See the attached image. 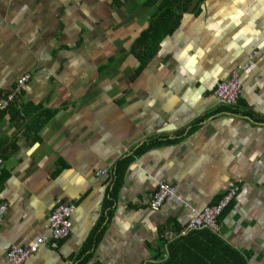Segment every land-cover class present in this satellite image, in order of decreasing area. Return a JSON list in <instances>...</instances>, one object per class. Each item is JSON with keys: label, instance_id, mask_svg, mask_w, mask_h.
Listing matches in <instances>:
<instances>
[{"label": "crops", "instance_id": "1", "mask_svg": "<svg viewBox=\"0 0 264 264\" xmlns=\"http://www.w3.org/2000/svg\"><path fill=\"white\" fill-rule=\"evenodd\" d=\"M164 1L0 0V100L28 75L0 112V264L48 238L59 204L73 208L68 235L23 264H82L88 242L84 264H158L169 243L178 264L216 263L202 229L172 240L233 185L217 237L264 264V0H176L144 54L135 40ZM244 65L237 104L218 105L216 83ZM158 181L180 201L151 207Z\"/></svg>", "mask_w": 264, "mask_h": 264}, {"label": "built area", "instance_id": "2", "mask_svg": "<svg viewBox=\"0 0 264 264\" xmlns=\"http://www.w3.org/2000/svg\"><path fill=\"white\" fill-rule=\"evenodd\" d=\"M247 65L240 67L237 71L230 73L227 79L216 83L213 97L216 103L223 107H232L237 104L242 93V85L239 79V72L243 71ZM28 80V75L21 76L16 83L14 89L0 100V112L5 111L17 94ZM3 160L0 158V173L3 169ZM106 171H100L97 176H104ZM236 186L229 187L222 195L221 199L214 205L204 206L200 210L193 211V215L188 217L176 233L182 235L190 230L207 228L215 233L220 231L219 216L222 211L236 196ZM173 198L180 201V197L175 193V188L165 181H158V186L150 199V205L157 207L161 205L167 198ZM7 203L0 197V217L5 214ZM73 212L70 205L59 204L53 207L48 216V238L45 236L37 237L29 246L22 247L20 245H10L6 251V264H23L30 254L34 252L41 243H47L50 247H57L60 239L68 235L70 230L69 219Z\"/></svg>", "mask_w": 264, "mask_h": 264}, {"label": "trees", "instance_id": "3", "mask_svg": "<svg viewBox=\"0 0 264 264\" xmlns=\"http://www.w3.org/2000/svg\"><path fill=\"white\" fill-rule=\"evenodd\" d=\"M176 0H165L163 3V7H161V10L151 19V22L149 24V27L142 31L139 35V37L135 40V45L139 47H144L143 53L146 54L147 51H149L151 44L161 35L168 34L170 30L172 29V25L174 24V11H173V2ZM135 52V51H134ZM130 160L129 159H123L121 162H118L114 170L111 174V179L108 183V196L107 199H112L114 197L115 192L118 190L121 182L123 173L128 166ZM170 184V183H169ZM172 185V184H170ZM152 207V206H151ZM223 212V211H222ZM194 214V213H193ZM221 216V215H220ZM220 216H219V222H220ZM178 229V228H177ZM198 230V229H195ZM164 231V230H163ZM162 231V232H163ZM194 231L190 230L182 235H177V239H173L172 241L178 242L183 239V235ZM202 232H207L211 240H214L218 247L214 248L212 250L214 257H217V259H221V261H218L215 263L213 261L207 262V260L203 261V264H244L243 258L237 254V251L226 245L221 239L217 237V233L211 231L207 228H202ZM178 232V231H177ZM167 235V234H166ZM163 236V234H162ZM182 238V239H181ZM181 239V240H179ZM166 241V240H164ZM171 242V241H170ZM170 244L168 245V256L164 262L158 263V264H178L179 259L176 256V254L173 256L170 252ZM88 248H90V243L88 244L80 251V257H84V260L82 261V264H84L88 259L89 255L86 254ZM209 256H207V259Z\"/></svg>", "mask_w": 264, "mask_h": 264}, {"label": "bare ground", "instance_id": "4", "mask_svg": "<svg viewBox=\"0 0 264 264\" xmlns=\"http://www.w3.org/2000/svg\"><path fill=\"white\" fill-rule=\"evenodd\" d=\"M108 174V173H107ZM108 176V175H107ZM103 177V176H102ZM165 182H167V181H165ZM168 183V182H167ZM169 184V183H168ZM173 186V185H172ZM174 187V186H173ZM176 193V192H175ZM168 198V197H167ZM200 210V209H199Z\"/></svg>", "mask_w": 264, "mask_h": 264}, {"label": "rangeland", "instance_id": "5", "mask_svg": "<svg viewBox=\"0 0 264 264\" xmlns=\"http://www.w3.org/2000/svg\"><path fill=\"white\" fill-rule=\"evenodd\" d=\"M166 199H167V198H166ZM166 199H165V200H166ZM165 200H164V201H165ZM162 204H163V203H162ZM162 204H161V205H162ZM159 206H160V205H159ZM159 206H157V207H159Z\"/></svg>", "mask_w": 264, "mask_h": 264}]
</instances>
